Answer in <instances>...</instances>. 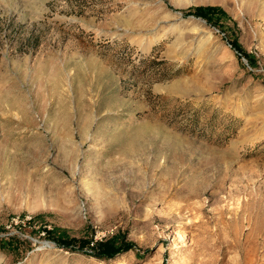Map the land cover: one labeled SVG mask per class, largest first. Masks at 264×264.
I'll return each instance as SVG.
<instances>
[{
	"label": "rangeland",
	"instance_id": "374dc122",
	"mask_svg": "<svg viewBox=\"0 0 264 264\" xmlns=\"http://www.w3.org/2000/svg\"><path fill=\"white\" fill-rule=\"evenodd\" d=\"M0 264H264V0H0Z\"/></svg>",
	"mask_w": 264,
	"mask_h": 264
},
{
	"label": "trees",
	"instance_id": "16d2710c",
	"mask_svg": "<svg viewBox=\"0 0 264 264\" xmlns=\"http://www.w3.org/2000/svg\"><path fill=\"white\" fill-rule=\"evenodd\" d=\"M190 12L200 14L203 17H206L208 20L212 15L219 16L221 14H225L224 10L217 5H197L183 10L184 14ZM236 46L235 48L237 49ZM47 232H50L49 229H47ZM56 240L64 246L73 245L72 243L74 242L76 244V247H78L79 249L88 247V249L86 250L87 252L91 253L94 256L105 258L111 257L118 252L131 248L132 246V242L126 240L125 238H120L118 241H116L113 237H102L99 239H89L87 237H58Z\"/></svg>",
	"mask_w": 264,
	"mask_h": 264
}]
</instances>
